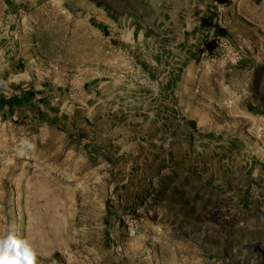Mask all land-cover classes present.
<instances>
[{
  "label": "rangeland",
  "instance_id": "374dc122",
  "mask_svg": "<svg viewBox=\"0 0 264 264\" xmlns=\"http://www.w3.org/2000/svg\"><path fill=\"white\" fill-rule=\"evenodd\" d=\"M264 0H0V264H264Z\"/></svg>",
  "mask_w": 264,
  "mask_h": 264
},
{
  "label": "crops",
  "instance_id": "0c3cea01",
  "mask_svg": "<svg viewBox=\"0 0 264 264\" xmlns=\"http://www.w3.org/2000/svg\"><path fill=\"white\" fill-rule=\"evenodd\" d=\"M245 172H246V174L244 172L239 173V174L247 176V173L252 172V175L250 177L251 179L253 178V180H255V181L260 180V181H263V183H264V171H261L258 169V170H254V171H245Z\"/></svg>",
  "mask_w": 264,
  "mask_h": 264
}]
</instances>
